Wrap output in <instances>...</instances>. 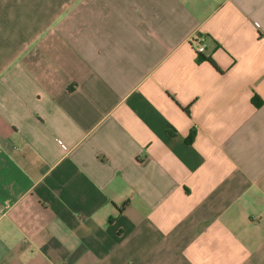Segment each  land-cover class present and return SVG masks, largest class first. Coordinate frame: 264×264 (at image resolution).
Here are the masks:
<instances>
[{
	"label": "crops",
	"instance_id": "obj_1",
	"mask_svg": "<svg viewBox=\"0 0 264 264\" xmlns=\"http://www.w3.org/2000/svg\"><path fill=\"white\" fill-rule=\"evenodd\" d=\"M0 264H264V0H0Z\"/></svg>",
	"mask_w": 264,
	"mask_h": 264
},
{
	"label": "trees",
	"instance_id": "obj_2",
	"mask_svg": "<svg viewBox=\"0 0 264 264\" xmlns=\"http://www.w3.org/2000/svg\"><path fill=\"white\" fill-rule=\"evenodd\" d=\"M253 103H254L257 107H259V106L262 105L263 100H262L259 96L255 95V96L253 97ZM194 136H195V132L192 131L191 134H190V136H189V138H188V142L191 143V142L193 141V139H194Z\"/></svg>",
	"mask_w": 264,
	"mask_h": 264
},
{
	"label": "built area",
	"instance_id": "obj_3",
	"mask_svg": "<svg viewBox=\"0 0 264 264\" xmlns=\"http://www.w3.org/2000/svg\"><path fill=\"white\" fill-rule=\"evenodd\" d=\"M198 50L203 52L205 50V47L197 42Z\"/></svg>",
	"mask_w": 264,
	"mask_h": 264
},
{
	"label": "rangeland",
	"instance_id": "obj_4",
	"mask_svg": "<svg viewBox=\"0 0 264 264\" xmlns=\"http://www.w3.org/2000/svg\"><path fill=\"white\" fill-rule=\"evenodd\" d=\"M197 49H198V46H197Z\"/></svg>",
	"mask_w": 264,
	"mask_h": 264
}]
</instances>
